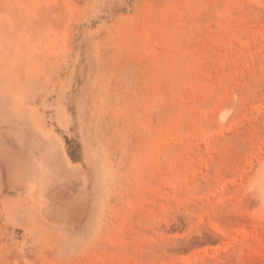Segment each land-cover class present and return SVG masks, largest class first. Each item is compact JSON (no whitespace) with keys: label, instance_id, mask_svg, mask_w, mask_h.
I'll return each instance as SVG.
<instances>
[{"label":"rangeland","instance_id":"obj_1","mask_svg":"<svg viewBox=\"0 0 264 264\" xmlns=\"http://www.w3.org/2000/svg\"><path fill=\"white\" fill-rule=\"evenodd\" d=\"M3 116L77 221L8 224L47 199L19 156L0 264H264V0H0Z\"/></svg>","mask_w":264,"mask_h":264},{"label":"bare ground","instance_id":"obj_2","mask_svg":"<svg viewBox=\"0 0 264 264\" xmlns=\"http://www.w3.org/2000/svg\"><path fill=\"white\" fill-rule=\"evenodd\" d=\"M220 117L223 118L224 115L223 117L220 115ZM226 120L224 119V121ZM5 124H9V118L4 119V121L0 119V177L1 175L4 176L7 173H15V175H17V171L20 168L18 167V165H14L15 161H17L16 158H19V156L27 158L28 155H34L36 160H38V163L41 165V176L39 175V173L35 174V179L37 180H35V183L41 188L43 187L41 194L45 198L47 197V199L44 200V205L42 206H37L36 203L29 198H19L17 201H15L14 205H12L13 203H10L11 205L9 206L11 207H8L7 203L9 200L3 199V205H1L3 206V209H5V211L7 208L9 209L13 206L12 209H9L10 212L8 211L9 217L6 218L8 224H13L19 221H26V225L28 227H31L33 224H35V222L33 221L38 220L45 226L48 227V225L51 224L52 227L53 222L70 223L77 221L74 212L75 208L73 207L76 199V194L74 192H71L72 190L69 187L70 183H68L67 178L69 177V182L70 180H72L73 182L75 180H73L74 177L72 179L70 175L68 176L70 170L67 172L68 174L66 178V169L64 167L67 165L64 162H62L61 164L60 161H56L59 157H57L56 155H52L47 146H39V151H35L29 145V140L28 142L26 141L27 136L21 137L19 134L12 133L11 128L4 126ZM21 133L23 134V132ZM24 134L26 135L27 133ZM8 169L11 170L9 171ZM32 171H34L33 168ZM44 173L47 174L46 178L43 175ZM72 185L73 183L71 184V186ZM58 186H61L62 188H59ZM14 188V186L10 188L11 192H13ZM81 191L82 190H80V192ZM83 228L81 226V229Z\"/></svg>","mask_w":264,"mask_h":264}]
</instances>
